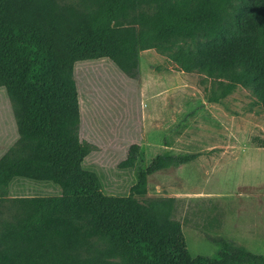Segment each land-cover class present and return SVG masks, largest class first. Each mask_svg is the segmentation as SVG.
I'll use <instances>...</instances> for the list:
<instances>
[{"label": "trees", "instance_id": "obj_1", "mask_svg": "<svg viewBox=\"0 0 264 264\" xmlns=\"http://www.w3.org/2000/svg\"><path fill=\"white\" fill-rule=\"evenodd\" d=\"M150 49L212 79L211 100L243 86L264 107V0H0V89L19 134L0 158V264H264L222 234L192 256L177 198L146 197L150 175L197 154L147 162L133 143L117 167L136 181L120 194L88 164L98 147L80 134L76 65L134 77Z\"/></svg>", "mask_w": 264, "mask_h": 264}, {"label": "rangeland", "instance_id": "obj_2", "mask_svg": "<svg viewBox=\"0 0 264 264\" xmlns=\"http://www.w3.org/2000/svg\"><path fill=\"white\" fill-rule=\"evenodd\" d=\"M75 79L81 137L98 147L87 162L111 180L107 193H129L136 181L134 171L117 167L133 143L141 145L147 162L168 151L195 153L189 163L150 175L146 197L177 198L175 217L194 257L214 254L217 245L209 238L218 234L255 247L248 232L252 219L264 228V107L252 90L238 86L211 100L212 79L182 71L155 49L140 53L134 77L99 60L79 62ZM18 138L15 105L0 89V158Z\"/></svg>", "mask_w": 264, "mask_h": 264}, {"label": "crops", "instance_id": "obj_3", "mask_svg": "<svg viewBox=\"0 0 264 264\" xmlns=\"http://www.w3.org/2000/svg\"><path fill=\"white\" fill-rule=\"evenodd\" d=\"M222 199L223 203H229L230 198H220ZM250 199H253L250 197ZM240 200L236 201V203H238ZM242 205V204H240ZM223 211L220 212V218H219V223L218 225H222L223 224ZM249 225H251V227H249V232H248V236L249 239L252 240L255 243V247L254 248H248L251 251L255 252V253H261L264 254V228L260 229V224H255V221L250 220ZM221 228V227H220ZM217 230V229H216Z\"/></svg>", "mask_w": 264, "mask_h": 264}]
</instances>
